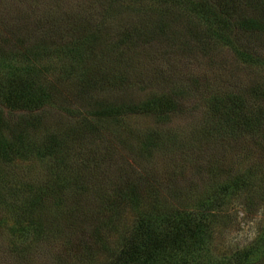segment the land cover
Masks as SVG:
<instances>
[{"label":"rangeland","instance_id":"374dc122","mask_svg":"<svg viewBox=\"0 0 264 264\" xmlns=\"http://www.w3.org/2000/svg\"><path fill=\"white\" fill-rule=\"evenodd\" d=\"M244 10L238 6L233 15L238 17ZM187 18L190 17L178 16L176 22L165 21L166 36L150 41L136 38L134 43L114 47L122 30H133L138 25L156 28L160 23L156 13L140 8L134 0H0V51L6 54L55 46L86 33L102 37L83 49L85 65L92 70L86 90L68 81L67 87L61 85L59 104L48 103L26 114L39 119L40 128L33 132L37 137L53 127L68 131L84 122V117L91 118L98 123V130L71 139L66 154H75L71 162H81L91 160L94 149L103 158L102 167L95 173L88 171L78 177H88L87 195L77 197L74 188L63 190L61 207L66 212L61 216H55L57 206L50 197L46 198L45 209H33L30 216L11 203L14 190L8 187L12 180L22 176L24 181H48L50 161L16 158L1 164L0 264H104L111 249L96 250L98 237L88 232L98 220L92 218V213L91 217L84 213L96 208L92 202L103 193L104 186L111 189L113 183L134 181L141 192L147 193V188L154 186L161 199L170 204L195 202L213 182L210 167L214 165L222 178L238 175L245 182L243 192L226 197L227 203L216 213L217 253L227 257L250 250V258L241 264H264V185L254 175L258 174V165L264 166V145L258 142L264 143V138L242 131L239 138L225 142L204 131L211 114L207 84L231 90L235 84L248 89L249 84L259 82L264 88V68L243 59L235 49L264 54V34L260 37L259 33L235 31L234 47L222 41L200 46L186 34ZM111 47L115 50L112 59L99 64L98 55ZM43 65L42 61L38 64L41 68ZM60 72V67L48 66L43 79L54 81ZM176 92L188 93L177 95L179 109L167 119L134 112L95 115L102 105L132 103L153 94ZM245 96L249 98L250 94ZM258 102L264 105L263 98ZM18 113L23 112L10 116L17 117ZM260 133L263 134L261 130ZM149 142V148H145ZM66 172L70 175L71 168ZM22 192L16 190L21 195ZM135 214L134 209L126 210L120 219L121 227L133 225ZM79 225L88 226L87 231ZM102 234L110 248L121 242L120 230Z\"/></svg>","mask_w":264,"mask_h":264},{"label":"trees","instance_id":"16d2710c","mask_svg":"<svg viewBox=\"0 0 264 264\" xmlns=\"http://www.w3.org/2000/svg\"><path fill=\"white\" fill-rule=\"evenodd\" d=\"M134 3L156 13L160 23L154 29L138 25L133 30H122V36L112 45L114 47L123 46L126 42L134 43L136 38L150 41L157 36H166L164 26L167 24L164 22H176L178 20L174 19L178 16L191 18H187L186 34L200 46L206 47L211 42L222 41L234 47L235 31L259 33L260 37L264 34V0H134ZM238 6L245 10L236 17L233 12ZM98 39L102 40V37L92 32L74 36L72 40L59 42L55 46L27 48L26 52L17 54L0 51V166L16 158L24 161H50L51 178L45 183L24 181L21 176L19 180H12V188L10 185L8 187L11 192L14 190L11 203L27 216L31 215L33 209H45L47 197L57 206L55 216H61L66 212L61 207L64 201L63 190L74 188L73 193L77 197L87 195L90 192L85 185L88 177L79 179V175L88 171L93 174L102 167L103 158L94 149L91 160L81 162H71L75 154H66L71 139L98 130V123L91 118L84 117V122H79L68 131L53 127L46 129L44 136L37 137L33 132L40 128L39 119L37 115L26 114L48 103L59 104L61 85L64 83L67 87L68 81L79 90H86L87 78L92 77V70L85 65L83 49L93 45L94 40L98 42ZM235 49L243 59L264 68L263 53L255 55L245 49ZM114 51L111 47L99 54V64L112 59L111 53ZM32 56H41V59ZM40 60L45 64L42 68L38 66ZM118 60H122L121 54ZM48 66L61 68L62 72L57 73L54 81L43 79L44 69ZM258 84L251 83L248 89L235 84L231 90L207 84L211 114L206 119L204 131L225 142L239 138L242 131L249 132L252 137L264 138V105L258 102V99H264V88ZM183 88L187 89V86ZM185 93L188 92L153 94L132 103L102 105L95 115L108 117L134 112L154 114L160 120L167 119L179 109L177 95ZM246 93L250 94L249 98L245 96ZM21 110L22 115L18 113L17 117L10 116ZM258 142L264 145L261 140ZM148 145L150 142L144 144L145 148H149ZM69 167L72 172L70 175L66 172ZM257 173L254 175H258L257 180L264 185V166L258 165ZM210 175L214 178L213 182L195 202L187 201L179 205L161 199L160 192L154 186L147 188V193L141 192L140 186L134 181L113 183L111 189L104 186L103 193L96 195L95 202H92L96 208L84 212L86 217H91L92 213V218L98 220L88 232L98 237L96 250L111 249L104 264H241L249 259L250 250L236 251L226 257L217 253L215 244L216 213L227 203L226 197L243 192L245 182L238 175L222 178L215 165L210 167ZM3 178L8 179L5 175ZM16 190L24 192L21 195ZM129 209L136 212L133 225L122 228L121 216ZM79 227L86 232L88 226ZM111 230L121 231L122 239L115 245L116 248H110L102 236L103 231Z\"/></svg>","mask_w":264,"mask_h":264}]
</instances>
